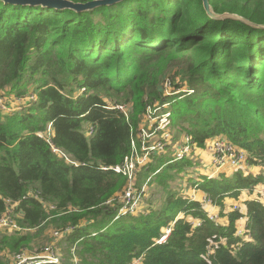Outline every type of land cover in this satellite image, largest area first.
<instances>
[{
  "label": "trees",
  "instance_id": "trees-1",
  "mask_svg": "<svg viewBox=\"0 0 264 264\" xmlns=\"http://www.w3.org/2000/svg\"><path fill=\"white\" fill-rule=\"evenodd\" d=\"M206 1L215 17L203 0H122L84 11L0 0V95L36 96L0 109V218L19 228L0 233V264L32 250L49 225L62 231L49 246L57 264H264V205L245 201L242 236L243 214L225 207L264 180V0ZM155 105L193 151L224 137L245 151L247 168L262 170L189 179L225 224L172 191L194 164L174 160L168 143L133 183L158 182L163 204L119 214L127 179L112 168L140 150Z\"/></svg>",
  "mask_w": 264,
  "mask_h": 264
},
{
  "label": "built area",
  "instance_id": "built-area-1",
  "mask_svg": "<svg viewBox=\"0 0 264 264\" xmlns=\"http://www.w3.org/2000/svg\"><path fill=\"white\" fill-rule=\"evenodd\" d=\"M162 88L165 94H168L170 89V83L168 80H163ZM36 96L32 97H25L22 98L21 101L28 103L29 101H35ZM4 98L0 95V109L5 107V102L3 101ZM3 103V104H2ZM2 107V108H1ZM163 107H166L163 106ZM19 109V106H17L15 109H9L6 110V112H13ZM115 109L122 112L126 117L128 116V108L124 105L116 106ZM159 111V108L155 105L154 109H148L146 111V114L143 118L144 121H153L156 119V125L159 130H151L150 128L145 130H141V146L139 151H134L133 154L127 158L124 159L122 165L116 166L112 168V171L115 174H120L124 176L127 179V186L123 190V193H121V199L122 206L119 209L120 215L125 214H136L141 210L142 206V199L145 192V187H142L141 189H135L133 187V183L136 179V173L137 171L146 165L147 159L149 158V155L155 153H159L164 151L163 147L165 143H171L172 142V135L170 133V122L168 119V115H160L155 116V114ZM159 133L156 136V133ZM149 145H146V144ZM173 147H176L172 150L171 155L173 156L174 160H189L192 155V148L189 142V138L186 135H182V138L180 139V144L177 145L176 142H172L171 144ZM210 160L211 165L215 168L214 169V175L209 177H214L218 174H216V171L220 168L222 169L225 167L226 169H229V171L233 170H241L247 168V155L245 151L242 149L234 146L232 143H230L226 138L224 137H217L214 138L210 144ZM151 153V154H150ZM149 182V179L145 182L144 186H146ZM247 191V190H246ZM250 192V191H249ZM252 194H256L259 199H254L259 202H261L264 205L263 199L261 197L264 194V180L263 182L258 185L257 187L253 188L251 190ZM202 197L196 198L195 192L192 193L190 199L197 200L202 205L203 209L206 212V216L210 221L218 223L219 221V215L217 212V207L211 203V201L206 198L204 194H202ZM229 212L233 211H240L237 205H231L228 209ZM191 223L194 226H199L200 221L198 220H192L190 219ZM68 229H66L67 231ZM12 232V231H19V228L16 226V224L8 217L3 216L0 218V233L2 232ZM65 231V232H66ZM168 233V231H166ZM62 231L56 230L54 232V236L61 235ZM245 233V227L243 225H238L236 227V235L242 236ZM166 239V236H162L158 243L164 242ZM57 251H52L50 247H45L41 249L40 253H29L27 252H20L16 254L14 257H10V263L9 264H57L59 262L58 256L56 255Z\"/></svg>",
  "mask_w": 264,
  "mask_h": 264
},
{
  "label": "rangeland",
  "instance_id": "rangeland-1",
  "mask_svg": "<svg viewBox=\"0 0 264 264\" xmlns=\"http://www.w3.org/2000/svg\"><path fill=\"white\" fill-rule=\"evenodd\" d=\"M174 69H177V68L175 67V68H173V70ZM172 73H173V71L166 73L167 74V79H165V80L169 81V77H170V75ZM175 77H178V76H175ZM177 79H179V77ZM31 88H32V86L30 87V89ZM3 101L5 102V107H3V108L1 107V108L3 109L2 111H4V112H5V109L6 110H9V109H12V108L15 109L17 106H19V108H22V107H24L26 105L25 102L21 101V97L20 98H16V97H14L12 95L5 96ZM166 108L167 107H165L164 109H166ZM155 123H156V119H154L153 121H150V122L147 121V120L146 121L143 120L144 130L147 131L148 128H150L151 130H159ZM170 133H171V135L173 137L172 138V142H176L177 145H179L180 144V139L182 138V136H180L179 138L175 139L174 138V133L171 130H170ZM158 134L159 133L157 132L156 136ZM212 140L213 139H210V140L206 141V143L208 141H209V143H208L207 146L205 144V147L202 148L201 152H197V149L192 151V155L190 156L191 158L189 160H191L194 165L192 167H190L189 169H187L185 171L184 175L177 176L176 179L171 183L172 191L177 193L179 196L190 198L193 192H195V194H196L197 190H196V188H194V186L192 185L191 181H193V178L195 176H197L199 173H205L208 176H213L214 175V170L211 169L210 166H208L206 162H203V155L206 156L209 153V156H210L209 149H210V144H211ZM172 142L169 143L170 144L169 151L171 153H172V150L176 148V147H173L171 145ZM199 150H201V149H199ZM153 152L155 153V151H153ZM166 152H167V148H165L164 151L159 152V153L163 154V153H166ZM159 153H155V154H159ZM148 160L150 162V159L148 158L146 163L148 162ZM252 169H257L256 174H258L262 170H264V169L260 170L259 168H255V167H252V168L248 167L246 169L245 168L241 169V171L244 172V173H252L251 172ZM234 171H236V170L229 171V173L234 172ZM189 179H191V181ZM146 181H147V179L144 182H146ZM144 184H143V187H145V192H144V196H143V199H142L141 211H147L151 207L152 208L160 207L163 204V201L165 199V193H164L162 187L156 181H153L152 183L150 182L146 186H144ZM196 198H197V196H196ZM261 199H263V201H264V194L261 197ZM225 206H226V208L229 207L228 204L225 205ZM56 230H60V228L59 229L58 228H53L50 225L47 226L43 230V232L41 234L37 235V237L34 238V242H33V247L34 248H32V250H30L28 252L29 253H35V254L36 253H40L41 252L40 249H43L45 247H49L50 245L53 246L56 243H58L59 241H61L60 239H58L60 237V235L59 236H54L53 235ZM32 232H35V231H32ZM7 233H9V231H7ZM56 255L58 256V258H60V256H61L58 251H57Z\"/></svg>",
  "mask_w": 264,
  "mask_h": 264
},
{
  "label": "water",
  "instance_id": "water-1",
  "mask_svg": "<svg viewBox=\"0 0 264 264\" xmlns=\"http://www.w3.org/2000/svg\"><path fill=\"white\" fill-rule=\"evenodd\" d=\"M4 2L11 4H47L56 8H71L76 11H84L96 8L98 6H106L118 3L122 0H93L86 3H73L67 0H3ZM203 5L207 13L215 17L208 8V4L206 0H203ZM225 16L227 14H224ZM229 16V15H228Z\"/></svg>",
  "mask_w": 264,
  "mask_h": 264
},
{
  "label": "crops",
  "instance_id": "crops-1",
  "mask_svg": "<svg viewBox=\"0 0 264 264\" xmlns=\"http://www.w3.org/2000/svg\"><path fill=\"white\" fill-rule=\"evenodd\" d=\"M208 143H209V141L206 143V146L208 145ZM202 151V149L201 150H199V149H197V152H201ZM203 162H206L207 163V165L208 166H210V168L211 169H215L213 166H211V160H210V156H209V153H208V155H206V156H204L203 155ZM255 170V171H254ZM228 171V172H227ZM223 172H225L226 174L227 173H229V169H226L225 167H223L222 169L220 168L219 170H217L216 171V174H219V173H223ZM251 172H252V174H256V172H257V169H252L251 170ZM199 174H204V175H207V174H205V173H199ZM198 174V175H199ZM196 196H197V198L198 197H202L203 195L201 194V192H196ZM254 199H259V197L256 195V194H252V192L250 191H243L242 193H241V195H240V197H238V200H228V201H226V203H225V205H227L228 204V206L230 207L231 205H237L238 206V208H239V210H240V213H242L243 214V218H241L239 221H238V223H237V226L238 225H243L244 227H245V220H244V216H245V214H246V208H245V201H248V200H254ZM226 207V206H225ZM229 207H227V209L229 208ZM217 212H218V214H219V210H218V208H217ZM219 216H220V214H219ZM218 223L220 224V225H223V224H225V219L224 218H222V217H220L219 218V221H218Z\"/></svg>",
  "mask_w": 264,
  "mask_h": 264
},
{
  "label": "clouds",
  "instance_id": "clouds-1",
  "mask_svg": "<svg viewBox=\"0 0 264 264\" xmlns=\"http://www.w3.org/2000/svg\"><path fill=\"white\" fill-rule=\"evenodd\" d=\"M240 212V211H239ZM243 218V217H242ZM241 219V218H240Z\"/></svg>",
  "mask_w": 264,
  "mask_h": 264
},
{
  "label": "flooded vegetation",
  "instance_id": "flooded-vegetation-1",
  "mask_svg": "<svg viewBox=\"0 0 264 264\" xmlns=\"http://www.w3.org/2000/svg\"><path fill=\"white\" fill-rule=\"evenodd\" d=\"M223 173H225V172H223Z\"/></svg>",
  "mask_w": 264,
  "mask_h": 264
}]
</instances>
